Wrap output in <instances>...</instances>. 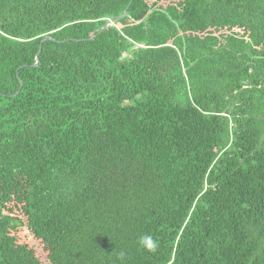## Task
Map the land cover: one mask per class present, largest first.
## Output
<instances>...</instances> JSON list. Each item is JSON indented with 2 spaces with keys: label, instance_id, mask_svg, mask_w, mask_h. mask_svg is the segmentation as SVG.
Here are the masks:
<instances>
[{
  "label": "trees",
  "instance_id": "16d2710c",
  "mask_svg": "<svg viewBox=\"0 0 264 264\" xmlns=\"http://www.w3.org/2000/svg\"><path fill=\"white\" fill-rule=\"evenodd\" d=\"M0 264H264V0H0Z\"/></svg>",
  "mask_w": 264,
  "mask_h": 264
},
{
  "label": "water",
  "instance_id": "95a60500",
  "mask_svg": "<svg viewBox=\"0 0 264 264\" xmlns=\"http://www.w3.org/2000/svg\"><path fill=\"white\" fill-rule=\"evenodd\" d=\"M126 15V12H124L121 16H118V17H115V18H112L110 20H107L103 26L98 30L99 32H103L104 30H106L108 27H112L114 26V23L117 22L118 20L122 19L124 16ZM95 33H96V30L91 34V36L89 37L88 40H91L94 38L95 36ZM53 38L48 34V35H45L44 37H42V39L40 40L39 42V50L36 54V63L35 65H38V55L40 54L41 50H42V45L43 43L47 42V41H52Z\"/></svg>",
  "mask_w": 264,
  "mask_h": 264
},
{
  "label": "clouds",
  "instance_id": "9594fccd",
  "mask_svg": "<svg viewBox=\"0 0 264 264\" xmlns=\"http://www.w3.org/2000/svg\"><path fill=\"white\" fill-rule=\"evenodd\" d=\"M138 243L148 251H155L158 247L156 241L153 240L151 235H143L139 238Z\"/></svg>",
  "mask_w": 264,
  "mask_h": 264
}]
</instances>
